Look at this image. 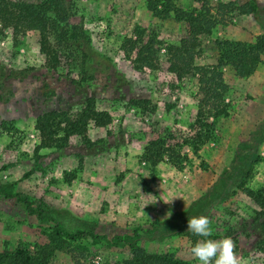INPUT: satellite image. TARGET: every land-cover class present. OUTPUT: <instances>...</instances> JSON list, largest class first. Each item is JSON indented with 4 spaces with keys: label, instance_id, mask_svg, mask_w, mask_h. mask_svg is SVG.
Returning <instances> with one entry per match:
<instances>
[{
    "label": "rangeland",
    "instance_id": "rangeland-1",
    "mask_svg": "<svg viewBox=\"0 0 264 264\" xmlns=\"http://www.w3.org/2000/svg\"><path fill=\"white\" fill-rule=\"evenodd\" d=\"M9 1L39 0H0V185L14 183V191L40 206L48 220L40 223L14 200L0 197V252L21 246L38 262L49 264H105L129 257L125 248L80 240L57 249L48 236L57 222L69 232L108 238L130 234L134 228L154 229L140 240L147 252L170 253L199 264L190 248L205 238L188 232L187 220L204 215L211 221L213 240L229 237L235 242L240 264H264V244L258 248L264 242V213L260 215L239 190L222 199L234 187L219 182L222 172L235 164V154L249 163L258 156L260 162L251 163L249 176L239 181L252 191L264 188V57L250 80L236 78L229 67L219 70L228 117L215 121L213 140L196 156L182 149L187 161L180 171L164 161L151 169L140 159L147 142L157 135L169 133L174 143H181L190 134L201 88L214 87L208 75L201 76L216 65L214 43H251L264 35V0H254L258 21L252 15L234 12L219 17L215 12L216 4L227 2H235L242 11L253 10L251 0H171L185 12L206 5L218 20L211 34L199 37L191 48V71L181 77L168 67L187 26L153 18L145 0H71L74 21L83 24L91 47L101 56L91 55V63L82 68L84 75L67 59H61L55 72L44 68L37 33L15 34L2 22ZM142 47L153 53L155 66L134 71L132 61ZM5 69L22 74L8 79ZM68 77L86 80L80 88H68ZM88 97L96 111L110 116V123L104 128L88 123V146L73 136L65 148L34 154L39 143L35 118L50 110L75 113ZM131 99L143 101V107H129ZM249 112L262 115V121L251 120V125Z\"/></svg>",
    "mask_w": 264,
    "mask_h": 264
},
{
    "label": "trees",
    "instance_id": "trees-1",
    "mask_svg": "<svg viewBox=\"0 0 264 264\" xmlns=\"http://www.w3.org/2000/svg\"><path fill=\"white\" fill-rule=\"evenodd\" d=\"M252 1L253 10L242 11L237 8L235 2L218 3L215 12L220 17L227 16L234 12L239 15H252L258 21L259 9ZM145 9L150 15L158 20L164 21L172 19L175 22H185L186 37L181 38L178 45L179 50L173 55L169 62L168 70L181 77L191 71L189 65L193 58L191 48L195 46L199 37L209 36L212 30L218 25V20L210 14L205 5L192 12H185L175 7L171 0H145ZM75 7L71 0H39L37 2L9 1L2 12V22L15 34L25 32H36L38 35V46L40 53L45 57L44 68L50 72H55L60 65L61 59L82 71L86 63H91V55L101 56L91 47L86 30L81 22H75ZM217 52L216 65L201 72V76L207 75L213 81L214 87L204 86L201 88L202 99L198 103V111L193 123V130L188 136L183 138L181 143H174L173 137L169 133L159 134L156 138L147 142L142 150L141 161L149 168L154 169L159 163L167 162L175 170L180 171L187 161V155L182 152L183 148L189 149L193 156L197 155L199 148L213 140L215 121L218 118L228 117L227 105L223 103L226 85H224L219 70L229 67L236 78L246 79L250 77L264 57V35L256 36L253 42L241 41H216L214 43ZM153 53L149 49L142 47L137 50L132 61L134 71L154 69ZM196 70V69H192ZM28 71V70H27ZM32 71V69H30ZM5 77L15 79L22 72L5 69ZM86 78L80 80L68 77V88H80ZM199 79V85H203ZM128 106L132 108H142L143 101L131 99ZM207 106L205 112L203 108ZM211 118L208 122L207 119ZM91 122L95 127L104 128L110 123V116L105 112H98L94 108L92 98L84 99L81 109L75 113H68L61 110H50L38 115L34 121V130L38 134V145L33 153L38 150L62 149L65 148L68 139L77 136L84 145L88 146L86 132L87 125ZM235 164L225 169L219 182L223 187H234L226 190L222 199H227L235 194V190L241 191L258 208L259 214L264 213V188L256 191L249 190L243 186L239 179H246L249 176L251 163L260 162L259 157L249 163L244 156L235 154ZM202 168H205L202 165ZM27 176V173L23 177ZM0 197L5 200H14L20 204L28 216H33L38 222L45 223L48 217L44 215L40 206H35L26 196L14 191V183L0 185ZM154 230V229H151ZM151 230L143 231L141 228H134L130 234L113 235L108 238L105 235H96L91 232L75 230L69 232L59 223L55 222L48 234L57 249L62 247V243L73 242L74 240L88 241L91 245L104 244L111 248H125L129 257L115 263L105 264H189L175 258L170 253H149L141 245L143 233H151ZM264 232V228L261 229ZM192 236V235H191ZM215 236L208 239H215ZM193 239V238H192ZM264 244L263 240L258 245ZM0 264H49L47 261H37L34 255L27 249L17 246L13 251L0 252Z\"/></svg>",
    "mask_w": 264,
    "mask_h": 264
},
{
    "label": "clouds",
    "instance_id": "clouds-1",
    "mask_svg": "<svg viewBox=\"0 0 264 264\" xmlns=\"http://www.w3.org/2000/svg\"><path fill=\"white\" fill-rule=\"evenodd\" d=\"M170 215L171 212L168 213V216ZM187 231L205 238L198 240L190 248V255L199 264H240L239 257L235 252V242L231 238L208 239L213 235V230L211 221L207 216L201 215L188 218Z\"/></svg>",
    "mask_w": 264,
    "mask_h": 264
},
{
    "label": "crops",
    "instance_id": "crops-1",
    "mask_svg": "<svg viewBox=\"0 0 264 264\" xmlns=\"http://www.w3.org/2000/svg\"><path fill=\"white\" fill-rule=\"evenodd\" d=\"M256 2H257V0H255ZM258 35V34H257ZM252 78V76L251 77H249L248 79L250 80ZM263 113H264V111H263ZM247 116L249 117V122L251 123V120H254V119H257V118H259L260 119V116H261V118H263V116L262 115H260L259 117L257 116V117H253V115L252 114H250V112L249 113H247ZM261 121H262V119H260ZM260 121V122H261ZM258 124V123H257ZM256 124V125H257ZM251 125H252V123H251ZM255 125V126H256Z\"/></svg>",
    "mask_w": 264,
    "mask_h": 264
}]
</instances>
